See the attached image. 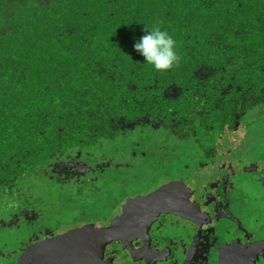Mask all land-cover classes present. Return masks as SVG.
<instances>
[{"label": "trees", "instance_id": "trees-1", "mask_svg": "<svg viewBox=\"0 0 264 264\" xmlns=\"http://www.w3.org/2000/svg\"><path fill=\"white\" fill-rule=\"evenodd\" d=\"M157 26L176 41L166 71L134 48ZM263 114L264 0H0V240L11 228L23 241L44 231L34 212L43 226L65 227L67 203L79 205L69 223L91 220L84 210L99 175L117 170L120 188L117 176L133 166L118 156L156 167L147 157L168 145L165 135L203 155L232 137L241 147ZM36 180L42 195L22 190ZM46 190L55 217L36 209L43 196L55 205Z\"/></svg>", "mask_w": 264, "mask_h": 264}, {"label": "flooded vegetation", "instance_id": "flooded-vegetation-1", "mask_svg": "<svg viewBox=\"0 0 264 264\" xmlns=\"http://www.w3.org/2000/svg\"><path fill=\"white\" fill-rule=\"evenodd\" d=\"M233 139L237 140L232 137L229 143L236 144ZM233 147L239 148L218 143L204 153V161L199 163L206 172L202 181H193L190 175L170 176L144 193L127 196L131 207L117 213L114 222L89 220L82 224L77 220L55 228L43 226L45 221L34 212L31 219L44 230L38 231L39 238L32 236L39 247L33 252L28 248L34 244L32 238L20 240L17 248L8 244L5 255L11 257L13 248L19 250L15 253L21 257L25 255L21 264H69L67 259L88 243L90 256L83 264H261L264 228L253 230L244 208L235 207L230 196L235 184L232 175L261 167L255 161L221 159L226 153L235 156ZM165 186L169 187L162 189L159 196L142 201ZM89 224L87 229L94 230V234L88 237L75 234L76 241L57 242L61 234L71 235ZM113 230L117 234L112 236ZM30 254L34 257L27 262Z\"/></svg>", "mask_w": 264, "mask_h": 264}, {"label": "rangeland", "instance_id": "rangeland-1", "mask_svg": "<svg viewBox=\"0 0 264 264\" xmlns=\"http://www.w3.org/2000/svg\"><path fill=\"white\" fill-rule=\"evenodd\" d=\"M245 127L244 144L239 148H232L235 156H231L226 153L224 156L222 155L221 159H224L225 162H234L236 158L237 160L245 159L249 160V162H258L261 167V169L254 168L248 171H238L235 175H232V181L235 184L233 191L230 192L232 203L235 204V207L237 208H244L246 216L248 217L247 222L254 230L258 227L264 228V114L256 117L254 123L249 122V124ZM150 136L158 137L155 134ZM164 137L167 140L166 143H168V145L166 144L164 148H160L158 146L159 144L164 143L159 142L157 139L146 140L148 137L143 138V140H145V145L155 148L159 147L156 149V152H154L155 154L147 157V159L156 163L161 162V164H159L161 166L158 165L154 167L150 165H143L146 157L134 156L133 152L131 155L123 154L118 156V158H121L120 161L129 160L133 162V166L128 168L129 170H121L122 172H120L122 176H117L118 181L123 179V184L120 188L116 182L113 183L112 181V177L116 176L117 170H114L111 174L108 173L103 178H100L99 175V179L95 182L99 191L93 194V198H91L92 202L89 206H86V209L84 210L87 213L86 215L91 216V222H114L115 215L117 213L121 210L124 212L127 208L131 207L130 204L132 202H130V199H128L129 197L127 198V196L144 193L145 190L157 186L158 183L170 176L181 178L190 175L193 181L197 179L202 181V179H204L202 174L206 172H204L203 167L199 164L204 161V156L201 153V147L193 144L190 140L186 142L178 140L175 137H169L168 135H165ZM220 144L221 146H230V144L232 146H236V144L229 143V141H220ZM106 178L108 179L106 180ZM29 185L34 188V190L38 193V196L42 195L41 192L43 191L39 189L41 187L40 181L36 180L32 183L27 181L22 187V190L26 191V188ZM109 191L113 192V194L108 196ZM46 192H48L50 199L55 202V205L51 204L50 201L43 196L42 199L39 200V204H37L39 208L36 209L39 212L42 211L44 214L55 217V215L58 214L52 213L61 210L58 205V199L52 194L51 190H46ZM5 199V202L3 203L5 206L12 202L11 198ZM78 206L79 205L70 206V204L67 203L62 209L69 211H65L60 217L61 222H65V225H68L70 222L68 215L73 214V207ZM83 209L84 207L81 209L77 208L76 211H83ZM1 216L2 215L0 214V217ZM5 221L6 220H3L2 222L1 220L0 227L5 225ZM77 222L83 224V222L87 221L78 220ZM89 227L90 224L85 228ZM226 227H229V224H226ZM10 232V236L7 238L8 240H0V264H21L25 255L21 257L20 253H15L19 250L12 248L13 255L9 258L5 255V248L8 247V244H12L14 248H17V240L20 238H17L18 235L12 228L10 229ZM24 232L25 231H21V234ZM24 236L27 237L26 234ZM20 240L23 241V238H20ZM23 245H26V243L24 242ZM87 246L88 243L84 245V248H80L81 250H78L77 254L68 258L67 261H69V264L85 263L90 256V252L86 248ZM261 264H264V261H262Z\"/></svg>", "mask_w": 264, "mask_h": 264}, {"label": "clouds", "instance_id": "clouds-1", "mask_svg": "<svg viewBox=\"0 0 264 264\" xmlns=\"http://www.w3.org/2000/svg\"><path fill=\"white\" fill-rule=\"evenodd\" d=\"M134 48L144 57L145 63L156 71L171 69L179 59L175 39L159 26L146 28L145 34L135 42Z\"/></svg>", "mask_w": 264, "mask_h": 264}, {"label": "water", "instance_id": "water-1", "mask_svg": "<svg viewBox=\"0 0 264 264\" xmlns=\"http://www.w3.org/2000/svg\"><path fill=\"white\" fill-rule=\"evenodd\" d=\"M169 186H172V184H170ZM169 186H165V187H161V188H159V189H157L156 191H154L153 193H151V194H149L147 197H145V198H143L142 199V201L144 202V201H148V200H152L155 196H159L160 194H161V191H162V189H164L165 190V188H167V187H169ZM117 231H112L111 232V234L110 235H116L117 233H116ZM78 235V236H81V237H88V236H90V235H88V234H94V230H93V232H91L89 229H87V228H81V229H77L76 231H74V232H72V234L70 235V233H67V234H65L62 238H63V241H70V240H77V238H73L74 237V235ZM77 236V237H78ZM61 241V240H60ZM62 241V242H63ZM57 242H59V240H57Z\"/></svg>", "mask_w": 264, "mask_h": 264}]
</instances>
